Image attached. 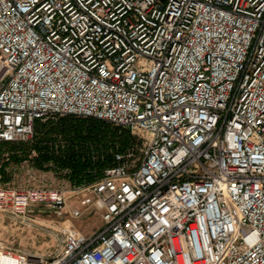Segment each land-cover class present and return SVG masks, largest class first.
<instances>
[{
  "label": "built area",
  "instance_id": "1",
  "mask_svg": "<svg viewBox=\"0 0 264 264\" xmlns=\"http://www.w3.org/2000/svg\"><path fill=\"white\" fill-rule=\"evenodd\" d=\"M63 116L138 143L70 194L0 172V212L102 222L0 264H264V0H0V142Z\"/></svg>",
  "mask_w": 264,
  "mask_h": 264
},
{
  "label": "rangeland",
  "instance_id": "2",
  "mask_svg": "<svg viewBox=\"0 0 264 264\" xmlns=\"http://www.w3.org/2000/svg\"><path fill=\"white\" fill-rule=\"evenodd\" d=\"M68 117L71 116L59 118ZM59 118L47 119L39 123H47L51 126L57 123ZM108 126L118 128L120 130L119 132L122 133L128 132L129 135L134 138V142L138 143V137L131 134L129 131L111 124H108ZM118 136L112 142L102 141L97 144L89 142L87 146L89 149L98 146L99 148H104V150L109 153L122 151L119 150L120 142ZM126 149L123 150V152H125ZM31 154L35 153L31 152ZM93 154L95 156V151H93ZM6 157L7 154L6 151H4L0 156V168L2 167L4 169V175L1 173L3 175L2 183L4 185L20 188L38 187L58 189L65 191L67 194L97 180L106 168V166L103 167L101 172H97L94 168L89 169L88 171L90 174H96L93 180L89 181L83 179L81 182L77 183L69 178L70 169L66 166H57L52 163H47L46 167L48 170H42L34 167L31 161H29V158L19 163L9 162L7 165H4L3 162ZM79 197L75 196L71 198L72 204L77 206ZM101 224V218L97 213H84L81 217L74 218L71 216L70 212H63L57 215L49 208L43 206L34 208L33 212L21 218L15 217L8 212H0V245L13 252L25 251L36 257L42 258L44 261L45 259L50 260L53 255L59 251V238L64 231L75 230L82 234H90L99 229Z\"/></svg>",
  "mask_w": 264,
  "mask_h": 264
},
{
  "label": "trees",
  "instance_id": "3",
  "mask_svg": "<svg viewBox=\"0 0 264 264\" xmlns=\"http://www.w3.org/2000/svg\"><path fill=\"white\" fill-rule=\"evenodd\" d=\"M39 122H36L31 142L0 143V156L4 151L7 154L4 165L9 162L19 163L29 158L34 167L42 170H48L47 163L68 167L69 178L77 183L83 179L92 181L96 174L92 175L88 170L94 168L101 172L103 167L112 165L113 156L98 146L89 149V142H112L119 133V150L123 151L134 143V138L128 132H119L118 128H112L108 123L92 118H59V121L51 126ZM0 169L4 175V169Z\"/></svg>",
  "mask_w": 264,
  "mask_h": 264
}]
</instances>
